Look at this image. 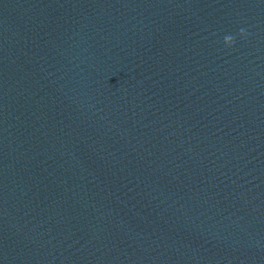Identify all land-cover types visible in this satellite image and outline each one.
<instances>
[{"label": "water", "instance_id": "obj_1", "mask_svg": "<svg viewBox=\"0 0 264 264\" xmlns=\"http://www.w3.org/2000/svg\"><path fill=\"white\" fill-rule=\"evenodd\" d=\"M0 264H264V0H0Z\"/></svg>", "mask_w": 264, "mask_h": 264}, {"label": "clouds", "instance_id": "obj_2", "mask_svg": "<svg viewBox=\"0 0 264 264\" xmlns=\"http://www.w3.org/2000/svg\"><path fill=\"white\" fill-rule=\"evenodd\" d=\"M239 34H240L241 36H243V35L245 34V30H244V29H241ZM234 42H235V41H234V37H233V36H231V35H226V36L224 37L223 43H224L226 46L231 47V46L233 45Z\"/></svg>", "mask_w": 264, "mask_h": 264}]
</instances>
